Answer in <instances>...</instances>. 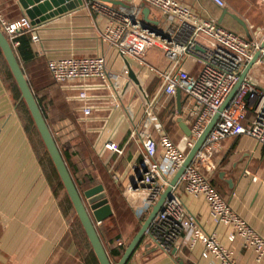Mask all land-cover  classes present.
I'll return each mask as SVG.
<instances>
[{"label":"crops","instance_id":"0c3cea01","mask_svg":"<svg viewBox=\"0 0 264 264\" xmlns=\"http://www.w3.org/2000/svg\"><path fill=\"white\" fill-rule=\"evenodd\" d=\"M94 1L125 14L137 11L141 22L159 31L169 27L159 9L140 0ZM179 1L202 17L217 22L224 12V7L212 0ZM226 1V8L242 17L249 29L264 28V7H260L262 13L248 16L238 1ZM0 9L9 19L26 15L19 0H0ZM148 9L145 15L143 12ZM109 19L105 9L82 0L67 12L39 24V41L32 44L36 56L22 65L37 100L44 105L46 120L55 131L57 144L64 148L71 161L77 181L81 185L84 181L78 173L91 172L96 175L92 185L104 186L118 230L106 229L107 220L97 225L107 250H112L126 249L130 238L141 227L142 214L150 212L145 193L131 190L141 170L143 140L158 139L166 132L183 147L190 135L182 128L180 119L190 127L196 104L181 93L180 109L178 92L173 96L162 93L161 78L151 70V67L162 70L167 66L164 54L160 57L158 53L160 50H150L141 63L103 41L101 32ZM221 26L245 35L243 26L229 15L224 17ZM70 55L104 56L109 78L54 80L48 69L49 59ZM1 65L0 264H100L67 190L58 179L57 169L39 157L33 137L27 133L15 90L9 87ZM186 66L193 73L199 70V65L192 61ZM130 70L139 83L130 77ZM252 76L264 84V64L255 65ZM149 103L153 104L154 118L146 114ZM86 109L90 112L86 113ZM164 111L170 117L163 115ZM171 134L178 136L177 142ZM106 138L122 152L102 147L101 141ZM207 174L229 205L264 238V146L246 135L225 139L218 145L217 167ZM136 195L140 196L138 208L130 200ZM179 197L203 229L214 233L239 264H264V259L258 260L255 252L244 247L240 239L230 240L233 228L213 220L203 196L183 192ZM116 233L119 240L113 237ZM120 240L125 244L119 246ZM185 242L182 250L174 255L144 240L128 264H180L181 260L183 264H209L202 256L200 243L188 248ZM111 259L117 262L120 257Z\"/></svg>","mask_w":264,"mask_h":264},{"label":"built area","instance_id":"2783aa9c","mask_svg":"<svg viewBox=\"0 0 264 264\" xmlns=\"http://www.w3.org/2000/svg\"><path fill=\"white\" fill-rule=\"evenodd\" d=\"M160 10L167 19L166 31L156 33L144 28L138 12L121 13L89 0L96 8H103L110 16L101 32L103 41L115 46L123 55H129L144 63L147 54L159 47L167 60L165 69L151 67L161 78V91L173 96L180 90L187 98L195 101V117L190 123V136L181 147L166 132L158 139L143 140L144 152L139 167L142 179L134 192H144L146 201L152 206L183 165L187 150L201 136L212 117L220 111L229 93L238 83L247 65L260 51L261 56L245 76L229 105L220 112L214 127L209 132L192 162L172 188L173 196L167 198L152 220L145 241L168 254H176L185 246L202 245V256L209 264H239L230 249L225 248L214 233L203 229L198 219L188 212L179 197L180 193L203 196L208 202L210 213L216 223L233 228L229 238L240 239L243 246L252 249L258 260L264 259V238L243 219L224 199L212 184L208 172L217 167L218 145L225 139L246 135L264 146V84L252 76L255 65L264 64V28L254 27L251 39L244 34L226 29L217 21L199 15L191 6L179 0H140ZM219 7H226V0H212ZM0 28L14 50L20 44L19 37L28 33L32 44L39 41V25H34L27 15L9 19L0 9ZM199 65L197 73L190 71L186 63ZM48 69L54 80L65 82L98 77L109 78L106 59L101 55H70L51 58ZM128 73V72H126ZM85 97V93H82ZM86 113L90 109H86ZM150 118L155 117L152 103L146 108ZM135 134V132H133ZM101 146L122 152L108 138ZM136 165V164H135ZM119 246L125 243L120 240Z\"/></svg>","mask_w":264,"mask_h":264},{"label":"water","instance_id":"95a60500","mask_svg":"<svg viewBox=\"0 0 264 264\" xmlns=\"http://www.w3.org/2000/svg\"><path fill=\"white\" fill-rule=\"evenodd\" d=\"M19 3L25 10V14L32 20L34 25H39L42 22H45L49 19H52L58 15H61L67 12L69 9L75 7L82 3V0H19ZM145 15H148L149 9L146 12H143ZM229 15L233 17L238 23H240L245 31V36L248 39H251V31L246 23V21L235 13H231L226 7H224V12L219 19L218 24L222 25L224 17ZM147 18V17H146ZM147 20V19H146ZM147 22V21H146ZM142 26L144 28H149L156 33L161 31L152 28L147 23L142 22ZM262 47H264V39L262 42ZM0 48L4 54V57L9 65V68L20 88L21 98L25 100L32 118L36 124V127L41 135V138L48 150V153L61 177V180L67 190V193L74 205V208L77 212V215L82 223V226L89 238V241L92 245V248L100 262V264H128L130 257L135 253L138 246L140 245L142 239L144 238L152 220L161 209L163 203L167 198H171L172 188L180 179L182 174L184 173L186 167L192 162L195 154L201 148L202 144L206 140L209 132L214 127L216 121L220 116V112L226 108L236 91L238 90L240 84L244 80L245 76L253 67L255 61L261 56L260 51H258L254 59L247 65V67L242 72L238 83L235 85L233 90L229 93L226 98L224 104L220 108V111L217 112L211 119V121L206 126L205 130L201 134V136L197 139L194 146L189 150L186 159L177 173L174 175L170 184L166 187V189L161 193L157 202L152 206L150 212L148 213L145 220L142 222L141 227L131 239L129 244L126 246V249L120 259L117 262H114L97 232V223L104 222L106 219L113 215L112 207L107 198V194L105 192L104 186L102 184H97L87 190L84 191V196L79 191L75 180L73 179L71 172L66 164V161L59 149L55 136L47 123V120L43 114V111L37 101V97L33 92V89L29 83V80L24 72L23 66L20 63L15 50L13 49L10 41L3 33L0 28ZM130 77L134 79L137 83L139 80L137 79L134 72L130 70ZM178 103L181 109V91L179 90L177 93ZM181 111V110H180ZM180 124L187 135H190V127L185 124L182 119H180ZM145 170L144 166L142 170H140L137 174L136 180L133 184V188H137L138 181L142 179V172ZM87 200V202L85 201ZM180 264H183V261H180Z\"/></svg>","mask_w":264,"mask_h":264},{"label":"trees","instance_id":"16d2710c","mask_svg":"<svg viewBox=\"0 0 264 264\" xmlns=\"http://www.w3.org/2000/svg\"><path fill=\"white\" fill-rule=\"evenodd\" d=\"M19 41H20V44L17 47V49L15 50V52H16V55H17L20 63L23 64L24 62H27V61L32 60L33 58H35L36 53L33 50L32 41H31V35L30 34H28V33L22 34L19 37ZM0 64H2L1 66L5 69V72L7 74V80H8L9 87H11V88H13L15 90L16 99L18 101V103H17L18 109L26 117V120L27 121H25V128L27 130V133H29V135H33V133H37L38 135H40V133H39L37 127H36V124H35V122H34V120L32 118V115L30 113V110H29V108H28L25 100L21 98L20 88H19V86H18V84H17V82H16V80H15V78H14V76H13L11 70H10V68H9V65H8V63H7V61H6L5 57H4V54H3L2 50H1V48H0ZM30 85H31V83H30ZM37 101H38V103H39V105H40V107H41V109L43 111V114H44L45 118L47 119V114H46V111L44 109V105L42 104V102H41V100L39 98H38ZM47 123H48V121H47ZM48 125H49V123H48ZM59 149H60V151H61V153H62V155H63V157H64V159L66 161V164H67V166H68V168H69V170L71 172V175H72L73 179L75 180V182L77 184V187H78V189L80 191L81 182L77 181L74 172H72V170H71V161H70L69 157L67 156V153L60 146H59ZM44 151L48 154V156L50 158V160H49L50 163L56 169V167H55V165H54V163H53V161H52V159H51V157H50V155H49L48 150H47L46 147L44 148ZM58 179H59L60 183L62 184V186L64 187V184H63V182H62L59 174H58ZM77 218L79 219L78 215H77ZM106 220L108 221L107 222V225L109 224V226L106 227V229H109V230H118L117 221H116V218H115L114 215H112L111 217H109ZM98 226L99 225H97V232H98V234H99V236H100V238H101V240H102V242H103V244H104V246H105V248L107 250V247H106V245L104 243L103 235H102V233L100 231V227H98ZM113 237H115L116 240H119L120 239L119 233H116ZM145 237H146V235L142 239L140 245L144 242ZM139 246H138V248H139ZM91 250L95 254V252H94V250L92 248V245H91ZM124 251H125V247H118L117 249L107 250V253L109 254L110 258L111 257H121L122 254L124 253ZM95 256H96V254H95ZM132 256L130 257V259L132 258ZM96 258H97V256H96ZM97 261L99 262L98 258H97Z\"/></svg>","mask_w":264,"mask_h":264},{"label":"rangeland","instance_id":"374dc122","mask_svg":"<svg viewBox=\"0 0 264 264\" xmlns=\"http://www.w3.org/2000/svg\"><path fill=\"white\" fill-rule=\"evenodd\" d=\"M234 2H239L240 3V5L243 7V12L244 13H246L247 12V14H248V16H252L253 14H255L256 12L257 13H262V9L263 8H261L260 9V7L262 6V7H264V1L263 0H233ZM259 2H261V3H263V4H258ZM256 5H258V9L255 7ZM153 49H156L157 51H161V49L159 48V47H157V46H155V48H152L151 50H153ZM159 53V55H160V57H163V53H162V51L161 52H158ZM151 55V54H150ZM150 55H149V57H150ZM2 67V66H1ZM3 68V67H2ZM165 99V98H164ZM164 102H166V100H164ZM22 113V112H21ZM163 115L165 114H167L166 115V117H170L169 116V113L168 112H166V111H164L163 113H162ZM22 115H23V113H22ZM23 118H24V120L25 121H27L26 120V117L23 115ZM50 127H51V130H52V132H53V134H54V129H53V127L51 126V124H50ZM54 136H56V135H54ZM171 136L173 137V139L177 142V140H178V136L177 135H172L171 134ZM32 137H33V141H34V146H35V148H36V150H37V153H38V155H39V157H42V159L43 160H45V162H47L48 164H50L49 162V160H50V158H49V156H48V154L44 151V148L46 147L45 146V144H44V142H43V140H42V138L40 137V135H38L37 133H33V135H32ZM45 146V147H44ZM61 148L62 149H64L62 146H61ZM50 166H51V164H50ZM89 173V174H88ZM88 173H84V171L83 172H81V173H78L79 174V177H81L80 179H83L84 181H83V183H82V185L80 186V192L82 193V195L84 196V191L85 190H87V189H89V188H91L93 185V183H92V181H93V176H96L95 175V173H91V172H88ZM79 179V178H78ZM96 182H99V180L97 179L96 180ZM145 197V196H144ZM84 198H85V196H84ZM139 199H140V196L139 195H136V196H133V197H131L130 198V200H131V202L134 204L133 206H135V208H138L139 207ZM85 201L87 202V200L85 199ZM150 211V210H149ZM148 211V212H149ZM147 214L148 213H144V214H142V218H144L143 220H141V223L145 220V217L147 216ZM140 226V225H139ZM108 227V226H107ZM132 238H130V240H131ZM130 242V241H129ZM128 242V243H129ZM128 243H127V245H128Z\"/></svg>","mask_w":264,"mask_h":264}]
</instances>
